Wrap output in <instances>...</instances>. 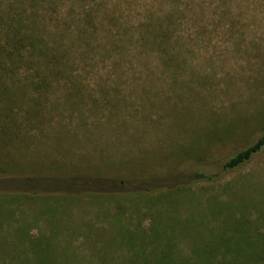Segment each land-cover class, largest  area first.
I'll list each match as a JSON object with an SVG mask.
<instances>
[{
	"label": "rangeland",
	"instance_id": "rangeland-1",
	"mask_svg": "<svg viewBox=\"0 0 264 264\" xmlns=\"http://www.w3.org/2000/svg\"><path fill=\"white\" fill-rule=\"evenodd\" d=\"M75 1L38 4L67 46L64 74L0 117V264H264V148L191 180L264 131V0ZM90 10L97 25L116 15L100 21L114 40L99 28L89 47L75 32ZM80 169L101 175L84 189L180 185L29 200L32 173Z\"/></svg>",
	"mask_w": 264,
	"mask_h": 264
},
{
	"label": "trees",
	"instance_id": "trees-1",
	"mask_svg": "<svg viewBox=\"0 0 264 264\" xmlns=\"http://www.w3.org/2000/svg\"><path fill=\"white\" fill-rule=\"evenodd\" d=\"M58 1L64 2L65 0H8L7 2L5 0H0V8H2V10L0 9V104L4 106L0 108V117L3 116L6 118L7 116H14V114L19 113L17 106L22 102L24 95H27V93H25L26 89H44L49 86V83H51L53 79H57L59 75L64 74L63 65L66 62L64 56L67 51V46L64 42L60 44L54 42V37L49 29V25L44 21L46 16L41 14L38 8V4H44L46 2L55 7ZM68 1L73 4L77 3L75 0ZM1 2L6 4V9L1 6ZM27 6H29V9H27ZM66 10L68 13L72 14L73 5L67 6ZM83 16L84 20L83 22L80 21L77 23L78 27L75 32L80 35H85L86 32L90 33L87 38L89 47H95V40L98 38V34H95V32L97 30L99 31V28L107 37L113 39L110 35V30L103 23H100L103 19L108 23L116 19L117 17L113 12L108 13L105 11L100 17L98 25L97 21L93 23L94 20L97 19V14H95L93 10H90L89 13H84ZM89 29L93 30L88 31ZM166 32H168V30ZM151 34L154 35L155 33L152 32ZM126 36L123 37V34L120 35L118 41L121 43L124 42L125 45L128 46L126 43L131 40V36L128 34ZM168 37L170 38L169 35ZM115 46L117 45H114V47ZM22 68H28L29 74L27 73L25 76L20 74V69ZM71 68L72 66L68 63L66 65V70L70 72ZM40 97L41 96L38 95V97H34L33 99L36 101V99ZM20 112L22 115H28L29 117L37 113V111L34 109L32 110L31 107H29V109L27 108V110H21ZM262 148H264V131L244 146L236 149L225 157L220 163L219 171L211 173L201 169H194L195 171L191 180L213 181L220 177L221 171L231 170L242 165ZM56 171L57 172H44L43 175L37 173L30 174L31 177H29V180L31 179L38 182V189L35 191L29 190L30 201L40 199L48 203L47 201L51 199L77 200V198L83 199V197H90V199H103L105 197L116 198L120 195H134L144 191L150 192L156 189L158 190L160 188L171 189L180 185L174 184L175 186L171 185V187L158 186L153 189L147 188L134 192L124 190L107 192L104 190H96L95 188H83V186L95 187L99 182L101 183V181H99L101 175L87 174L85 169L77 171L72 170L73 173L66 171L60 172V170ZM109 177L112 178L110 179L111 181L123 182V179L119 176L111 175ZM52 181L57 182L58 185L52 184ZM74 182L76 183L75 186L78 187L74 186ZM84 182L87 183L84 184ZM182 185L186 184L184 183ZM104 212H106L108 221L114 216V214L110 215L111 213L107 214V211ZM99 214L100 212H98V215ZM30 240L35 246L34 249L38 258L45 260L46 257L41 255V251L38 252L37 250L39 246L45 244L43 235Z\"/></svg>",
	"mask_w": 264,
	"mask_h": 264
}]
</instances>
